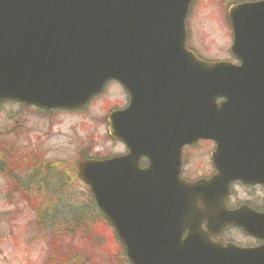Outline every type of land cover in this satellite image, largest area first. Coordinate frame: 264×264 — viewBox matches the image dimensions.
Listing matches in <instances>:
<instances>
[{"label": "water", "instance_id": "obj_1", "mask_svg": "<svg viewBox=\"0 0 264 264\" xmlns=\"http://www.w3.org/2000/svg\"><path fill=\"white\" fill-rule=\"evenodd\" d=\"M193 1L0 0V104L82 109L118 81L131 105L109 134L129 153L78 175L130 264H264V214L226 207L231 183L264 184V0L229 10L240 65L187 49ZM200 140L218 173L187 183L182 149ZM230 225L263 244L213 241Z\"/></svg>", "mask_w": 264, "mask_h": 264}, {"label": "rangeland", "instance_id": "obj_2", "mask_svg": "<svg viewBox=\"0 0 264 264\" xmlns=\"http://www.w3.org/2000/svg\"><path fill=\"white\" fill-rule=\"evenodd\" d=\"M234 1L199 0L194 5L189 18V49L208 60L233 59L230 54L233 39L227 15L228 5ZM118 90L114 85L109 86L104 95L78 112L58 111L48 115L34 107L6 103L0 107V147L8 150L14 145L12 155L15 158L17 153H20L17 158H24L26 153L32 156L36 153L45 161L64 163L69 168H76L84 156L111 157L122 150L110 138L107 123L111 111L120 106L121 92ZM121 94L124 97V93ZM14 169L20 172L17 167ZM14 187L15 181L0 174V264H45L54 243L51 242L54 232L37 226L33 208L19 191L12 190L13 194L9 195V189ZM238 191L242 194L239 188ZM75 192L78 198L69 202L83 206L86 185L79 181ZM31 197L35 200L33 193ZM63 198L68 201V196ZM64 229L63 238L67 242L76 239L75 242L80 243L76 235L84 234L79 229L74 226ZM67 233L77 234L72 237ZM106 234L110 241L107 245H100L105 249L88 243L86 239L82 240L81 247L85 245L91 249L99 262L97 264H124L121 246L112 240L113 230H106ZM228 238L238 244L254 245L250 238L236 230H231Z\"/></svg>", "mask_w": 264, "mask_h": 264}, {"label": "trees", "instance_id": "obj_3", "mask_svg": "<svg viewBox=\"0 0 264 264\" xmlns=\"http://www.w3.org/2000/svg\"><path fill=\"white\" fill-rule=\"evenodd\" d=\"M13 152V149L6 150L0 147V174L11 177L15 181V189L19 190L28 205L33 208L37 226L42 230L54 232L51 241L54 243L51 244L45 264L99 263L91 249L86 248L85 245L81 247L82 240L86 239L88 243L97 244L100 249H105L100 245H107V241H110L106 230L111 228L99 212L89 190L84 193L83 200L86 202L83 206L76 202H69L71 199L78 198L75 192L76 184L79 182L76 168L66 167L64 163L45 161L36 153L33 154V159L28 153L24 158L22 156L17 158L20 154L17 153L15 158L12 155ZM88 158L96 157L84 156L82 159ZM15 167L23 173V176L17 169H14ZM32 167L33 195L35 196L33 201L31 200ZM63 196H68V201ZM66 226H74L84 234H66L72 237L78 236L80 243L75 242L76 239L67 242L63 238L65 235L63 229ZM112 240L116 241L119 247L121 246L115 235ZM120 249L122 250V263L127 264L122 246ZM89 251L91 254H88Z\"/></svg>", "mask_w": 264, "mask_h": 264}, {"label": "flooded vegetation", "instance_id": "obj_4", "mask_svg": "<svg viewBox=\"0 0 264 264\" xmlns=\"http://www.w3.org/2000/svg\"><path fill=\"white\" fill-rule=\"evenodd\" d=\"M228 61V60H226ZM234 64H238L236 61L229 60ZM115 88L120 90V106L116 107L114 111H122L127 109L131 105V96L127 94L117 82ZM118 90V91H119ZM220 102V101H219ZM115 141V140H114ZM120 147L121 151L113 154L112 157L124 156L129 153L127 147L122 143L115 141ZM215 152V144L211 141H200L192 146H187L182 151V169L181 177L189 183H195L199 180H210L217 174V170L213 160V153ZM149 159L143 157L140 162V167L145 169L149 166ZM32 188H33V168H32ZM238 188L242 191V194L238 191ZM228 211H236L241 207H245L248 210L254 211L259 214L264 213V184L249 185L240 181H236L231 185V193L227 199L226 204ZM203 229L207 232V225L203 224ZM231 230H236L239 233L245 235L241 230L235 227H226L221 235L214 239L216 242H221L224 245L227 243H234L241 247H254L259 246L261 242L251 239L254 245L238 244L234 240L229 239L228 235Z\"/></svg>", "mask_w": 264, "mask_h": 264}]
</instances>
